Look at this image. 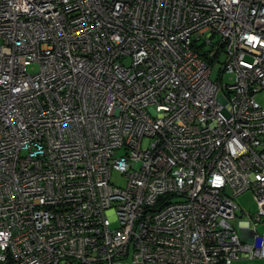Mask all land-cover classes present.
Wrapping results in <instances>:
<instances>
[{
  "label": "built area",
  "instance_id": "built-area-1",
  "mask_svg": "<svg viewBox=\"0 0 264 264\" xmlns=\"http://www.w3.org/2000/svg\"><path fill=\"white\" fill-rule=\"evenodd\" d=\"M263 93L264 0H0V264L264 258Z\"/></svg>",
  "mask_w": 264,
  "mask_h": 264
},
{
  "label": "rangeland",
  "instance_id": "rangeland-1",
  "mask_svg": "<svg viewBox=\"0 0 264 264\" xmlns=\"http://www.w3.org/2000/svg\"><path fill=\"white\" fill-rule=\"evenodd\" d=\"M219 41V37L215 36L212 39V42L217 43ZM210 48L209 44H206L203 46V49L208 50ZM225 59V52L222 50L218 53L217 59L218 62L222 63ZM29 71H35L37 69L36 64H32L27 67ZM212 78L216 76V68L212 73ZM232 81V76L230 74H225L223 76V82H231ZM257 100H259L261 103H264V93L260 94L257 96ZM147 143V140L143 141V146ZM112 180L118 184H123L124 180L121 176H119L117 173H113L112 175ZM236 202L239 204L240 209L236 211V218L232 220V223H236L237 220H246L248 219V215L246 214L247 211L250 212L251 215H254L256 210H257V205L252 197V194L249 190L244 191L243 193L239 194L235 198ZM258 231L261 232L264 230V222L260 223L258 226ZM222 264V263H220ZM232 264H264V258H253V259H248V258H239L235 261H233Z\"/></svg>",
  "mask_w": 264,
  "mask_h": 264
}]
</instances>
